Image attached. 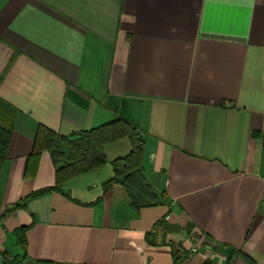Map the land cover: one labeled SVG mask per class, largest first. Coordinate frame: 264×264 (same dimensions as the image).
<instances>
[{
	"label": "crops",
	"instance_id": "obj_1",
	"mask_svg": "<svg viewBox=\"0 0 264 264\" xmlns=\"http://www.w3.org/2000/svg\"><path fill=\"white\" fill-rule=\"evenodd\" d=\"M115 117L145 139L152 196L104 192L123 140L5 215L55 185L38 128ZM0 126V264H264V0H0Z\"/></svg>",
	"mask_w": 264,
	"mask_h": 264
},
{
	"label": "trees",
	"instance_id": "obj_2",
	"mask_svg": "<svg viewBox=\"0 0 264 264\" xmlns=\"http://www.w3.org/2000/svg\"><path fill=\"white\" fill-rule=\"evenodd\" d=\"M10 130L0 126V172L6 160ZM126 140L130 151L124 157L111 162L114 177L103 185L106 193L112 184H120L126 190L131 204L135 197L152 196L153 188L143 176L142 161L145 151V139L139 129L120 117L113 121L82 132L77 138L56 135L46 129L38 128L35 140V152L46 151L54 168L55 185L37 191L13 207L6 210L5 215L23 208L28 198L36 197L50 191L60 192L61 187L69 180L86 175L102 168L107 163L104 147ZM27 228L15 231L17 244L25 245L24 233ZM5 263L10 262L5 258ZM46 264V263H35Z\"/></svg>",
	"mask_w": 264,
	"mask_h": 264
},
{
	"label": "built area",
	"instance_id": "obj_3",
	"mask_svg": "<svg viewBox=\"0 0 264 264\" xmlns=\"http://www.w3.org/2000/svg\"><path fill=\"white\" fill-rule=\"evenodd\" d=\"M162 226V224L161 225H159V227H161ZM2 230V226H1V224H0V231Z\"/></svg>",
	"mask_w": 264,
	"mask_h": 264
}]
</instances>
